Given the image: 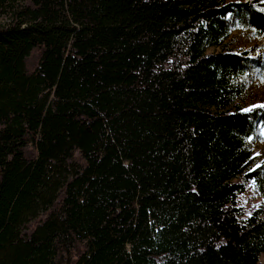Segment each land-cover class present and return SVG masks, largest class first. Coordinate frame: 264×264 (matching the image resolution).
<instances>
[{"label":"trees","instance_id":"trees-1","mask_svg":"<svg viewBox=\"0 0 264 264\" xmlns=\"http://www.w3.org/2000/svg\"><path fill=\"white\" fill-rule=\"evenodd\" d=\"M234 26L264 0H0V264H259Z\"/></svg>","mask_w":264,"mask_h":264},{"label":"rangeland","instance_id":"rangeland-1","mask_svg":"<svg viewBox=\"0 0 264 264\" xmlns=\"http://www.w3.org/2000/svg\"><path fill=\"white\" fill-rule=\"evenodd\" d=\"M230 2H262V0H226ZM230 47L249 49L250 55L259 59L264 58V36H257L252 30L234 26L230 38ZM246 99L242 103L245 111L264 106V72L253 68L245 77ZM253 140V158L255 165L264 168V124L256 123ZM264 203L262 196L254 181L245 183V192L238 197V206L243 208L245 216H249L252 210L257 209ZM259 264H264V254L259 257Z\"/></svg>","mask_w":264,"mask_h":264}]
</instances>
